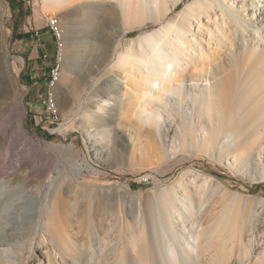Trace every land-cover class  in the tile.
<instances>
[{
	"label": "rangeland",
	"instance_id": "1",
	"mask_svg": "<svg viewBox=\"0 0 264 264\" xmlns=\"http://www.w3.org/2000/svg\"><path fill=\"white\" fill-rule=\"evenodd\" d=\"M238 2L234 0L229 5L239 7ZM2 3L6 9L3 24L6 50L14 66L15 86L0 95V187L7 181L15 187L30 170L31 186L57 178L46 205L51 206L58 189L55 206L66 237L70 236V241L82 252H91L93 244L105 241L131 252L132 246L139 242L140 229L149 236L150 229L160 227L170 217L172 226L164 227L163 240L170 239L176 246L182 244L190 253L183 264L264 262V131L261 130L264 119L258 115L259 108L264 110V68L256 57L244 56L236 66L230 65L221 72L207 70L208 82L213 87L216 82L224 85V110L259 133L253 138L256 143L247 147L248 151L242 150V157L235 160V154L225 149L227 142L233 145L232 138L220 140L219 146L224 151L199 143L203 138L199 123L206 120L207 109L200 99L208 87L200 75L189 73L179 84L169 85V89L181 90L183 97H171L176 102L177 114L171 111L168 120L164 115L167 121H172L168 131L162 128L156 137H148L136 119L130 125L123 118L128 99H124L123 91L133 94L140 86L126 77L125 84L113 89L112 81L125 75L116 62L128 47L132 54L140 51L135 40L159 29L174 13L161 21L149 12L124 20L121 15L115 16L114 10L120 14L127 10L108 0H71L59 6L34 0L29 8L21 0ZM134 11L133 6L129 13L132 15ZM46 14L55 15L63 31L60 53L45 27ZM38 28L39 47L33 36ZM194 28L197 31L196 24ZM204 38L208 40L207 35ZM220 58L227 60L225 55ZM52 70L57 72L53 84L49 77ZM189 95L197 97L194 107L202 112L201 120L194 121L199 128L195 130L197 138L191 136L189 127L180 131L176 125L181 119L183 122L188 119L190 112L194 113ZM49 96L53 109L42 103ZM101 100L109 102L103 112L97 110ZM13 103H20L21 109L12 106ZM85 161L90 168L74 176L71 167ZM142 178H149V182H141ZM90 189L106 194L114 212L92 210L93 223L83 200L78 208L72 206L75 199L85 196ZM167 190L179 193L181 199L176 206L180 215L162 209L161 198ZM35 195L26 190L11 201L0 200V208L13 204L0 216L4 264L46 261L40 254L45 251L39 252L40 246L35 249L36 242L44 238L47 245L51 243L44 230L31 229L33 220L29 213L34 212ZM16 202L23 208L19 214H13ZM121 207L126 215L122 240L114 216ZM17 216L19 224L13 222ZM232 233H240L234 243ZM194 240L205 249L203 252L198 247L197 253L203 252L200 257L187 246V243L195 245ZM29 243L32 250L27 248ZM144 244L153 250L155 238ZM158 260L163 264V258Z\"/></svg>",
	"mask_w": 264,
	"mask_h": 264
},
{
	"label": "bare ground",
	"instance_id": "2",
	"mask_svg": "<svg viewBox=\"0 0 264 264\" xmlns=\"http://www.w3.org/2000/svg\"><path fill=\"white\" fill-rule=\"evenodd\" d=\"M26 1L27 5H31L34 0ZM39 1L42 2V0ZM43 1L45 5L59 6L71 0ZM108 1L114 3L119 9L127 10V13L122 14L114 10V15H121L124 20H128L131 17L135 18L139 13L149 12L155 15L158 21H161L169 17L171 13H174L165 20L166 23L162 24L159 29L148 32L135 40V42L139 43L140 51L132 54L128 47L127 52L121 55L116 62L125 75H123V79L122 77L114 79L111 87L117 89L116 85L125 84L126 81L124 82V79L126 77L127 81H135L137 86H140L133 94L127 90L122 93L124 99L128 98L127 106H125V109L123 108L124 120L133 125L135 122L133 119H136V122L146 129L148 137H156V133H159L162 128L168 131L169 127L172 126L170 123L172 121H167L172 117L171 111H175V114H177L176 102L171 97L174 95L183 97L181 90L176 88L169 89V85L175 86L179 84L189 73L192 76L200 75L208 87L205 88V94L200 99L201 103H205L207 109L205 111L206 120L199 123V128L203 134V138L199 140V143L201 145L216 146L221 148V151H224L222 146H219L220 140L232 138L233 145H228L227 142L225 146L226 152L235 154L233 156L235 160L241 158L242 150L248 151L247 147L256 143V141L254 143L253 138L259 133L253 127H249L251 125H243L236 115L224 110V85L216 82L213 87L208 82L207 70L209 69L211 72L220 70L221 72V69L230 67V65L236 66L238 61L242 60L244 56L256 57L259 65L264 68V0H239V7L233 6L234 0ZM230 3L233 4L229 5ZM133 6L135 11L131 15L129 12ZM5 13L6 9L2 0H0V95L2 96L15 86L14 66L6 50V32L3 28ZM47 17L51 21V36L54 39L56 49L60 53L63 48V31L55 15H47ZM203 21H206V25L203 24ZM193 24H196L197 31H195V28L194 30L192 29ZM205 35H207L208 40L204 38ZM222 55L227 56V60H222L220 58ZM55 74L51 76V84L57 79L56 71ZM188 98H190L194 113L190 112L188 119L184 122L181 119L182 122H177L176 125L180 131L187 130L189 127L191 136L194 134L197 138L195 130L199 128L194 121L195 119L201 120L202 112L195 110L194 106L196 105L197 97L189 95ZM45 99L49 101V108L53 109V99L50 96ZM107 105H109L107 100H101L97 110L103 112ZM12 106H16L19 110L21 109L20 103H13ZM214 106L215 109H211ZM165 114L167 120L164 118ZM258 115L264 119V110L262 108H259ZM261 130L264 131V127ZM89 168L85 161L74 163L71 171L74 176H77L82 174L83 170H88ZM28 173L29 175H26L22 182L15 187H11L8 181L1 184L0 200L5 198V200L11 201L14 196H18L21 192H26V190L27 192H35L34 212L30 211L29 213L33 220L31 229L34 232L38 228L44 230L51 245H47L44 238L37 240L38 246L35 249L38 250L40 246L42 250H39V252L45 251V254H42V252L40 254L46 261L34 259L32 261L34 264H104V262L106 264H159V257L163 258V264H183L188 258L190 253L182 244L176 246L171 243L170 239L163 240L164 227L170 228L172 226L170 217H167L160 227L156 228V226L150 229L149 236L144 233L143 229H140V234L137 236L139 242L132 246L131 252H128L124 247L123 249L110 246V243L106 241L96 246L93 244L91 252L80 251L77 244L75 245V242L70 241V236L69 238H67L68 235L66 237L67 232H65L62 221H60V214L55 206L59 196L58 189L55 190L51 206L48 208L46 205L47 195L57 178H51L52 181H43L31 186L33 182L31 180L32 171L30 170ZM26 187L29 188L25 190ZM55 188L59 187L56 186ZM10 195L12 196L10 197ZM180 199L176 190H174V193L171 190L165 191L161 198L162 209L168 211V214H170L171 210L173 213L180 215L176 206ZM82 200L89 216L92 210L94 212L95 209L97 211L113 212V205L106 194L96 193L90 189L85 196L72 202L73 208H78L77 206L80 205ZM10 205L13 204L0 208V216L4 215L3 213L8 210ZM19 205L21 203L17 204L16 208H12L14 210L13 214H19L22 211L23 208ZM113 213H111L112 216ZM114 216L119 223V238L122 240L125 238L126 223V215L123 208L121 207L118 214ZM91 217L92 215L89 217L90 222L93 219ZM13 219L14 223H18V216L13 217ZM92 228L88 230H93ZM90 234H92V231H90ZM149 238H155L156 244L153 245V250L147 248V245L144 244H149ZM230 238L231 243H234L240 238V233H232ZM194 241L195 245L187 243V246L192 249L197 257H200L205 249L196 240ZM2 244L3 240L1 239L0 245ZM198 247L203 248V252L197 253ZM27 248L32 250L33 245L29 243ZM3 253V251H0V264H4L2 260ZM152 256H154L155 260L151 259ZM151 260L152 263H149ZM157 260L158 262H156ZM256 264H264V262L258 261Z\"/></svg>",
	"mask_w": 264,
	"mask_h": 264
},
{
	"label": "built area",
	"instance_id": "3",
	"mask_svg": "<svg viewBox=\"0 0 264 264\" xmlns=\"http://www.w3.org/2000/svg\"><path fill=\"white\" fill-rule=\"evenodd\" d=\"M21 2H22V4H23L24 6H26L27 8H29V5H27V1H26V0H21ZM37 5H38V3H37ZM44 22H45V27L48 29L49 33L51 34V21L48 19L47 14L44 15ZM33 36L35 37L36 42L38 43V44H36V46H38V47L41 46V45H40V42H41V35H40V29H39V28H38V29H35V30L33 31ZM44 57H45V56H44ZM52 75H56V74H55V70H52V71L50 72V75H49L50 79H51V76H52ZM50 82H51V81H50ZM42 103H43V105H44L45 107H47V109H50V108H49V101H48V99H43ZM141 182H143V183H148V182H149V178H142V179H141Z\"/></svg>",
	"mask_w": 264,
	"mask_h": 264
}]
</instances>
